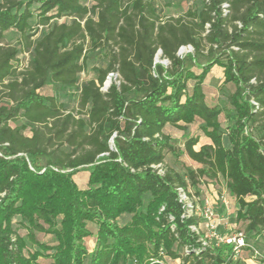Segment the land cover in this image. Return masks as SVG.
<instances>
[{"label":"trees","instance_id":"16d2710c","mask_svg":"<svg viewBox=\"0 0 264 264\" xmlns=\"http://www.w3.org/2000/svg\"><path fill=\"white\" fill-rule=\"evenodd\" d=\"M12 31L16 46L4 43ZM105 46L109 64L80 88L76 114L42 94L75 89L88 48ZM188 46L194 54L180 57ZM215 69L236 89L219 101L206 88ZM110 74L119 83L104 92ZM0 88V264L252 259L203 245L205 218L186 214L179 189L192 197L222 177L244 225L229 235L253 246L264 235V0H202L168 20L154 0H0ZM194 125L182 153L199 167L167 168L166 154L179 155L168 129Z\"/></svg>","mask_w":264,"mask_h":264},{"label":"rangeland","instance_id":"374dc122","mask_svg":"<svg viewBox=\"0 0 264 264\" xmlns=\"http://www.w3.org/2000/svg\"><path fill=\"white\" fill-rule=\"evenodd\" d=\"M155 5L158 10V14L161 20H168L171 18H178L184 14L188 10L198 9L202 7V0H154ZM224 11L227 12L225 8ZM71 18H65L61 22H70ZM37 38V37H35ZM20 41V36L15 31L8 32L6 34L5 44L9 46H16ZM111 54V49L109 47H104L98 49L96 51H90L88 48V52L86 54V63L84 65V71L79 76L78 86L67 92V93H57L54 92L52 87L49 85L44 90H42V94L44 95H54L56 96L60 102H62L66 108V112L77 113L79 109V94L80 88L91 80H97L98 73L96 70L98 69H106L109 64V57ZM179 56L182 58H187L189 54H194V49L191 46L183 47L179 51ZM27 62L29 60V54L26 55ZM25 57V58H26ZM156 61L158 63L163 64L165 67H169L170 63L167 60L162 59V52H159ZM27 63L25 62L24 65ZM119 75L118 74H110L107 80V83L103 87V91L106 92L108 87L113 83H119ZM223 86V77L222 72L220 70L215 69L207 80L206 88L213 100H221L222 98H227L229 94H232L236 91L235 86L232 84L227 85L225 88ZM2 88H0V100ZM84 118H87L83 115ZM224 128L228 125L227 119L223 117L222 119ZM21 121L17 123H11L12 126L21 125ZM198 125L189 126L186 130H180L177 128H169L168 133L172 137L171 144L175 146L178 152V156L167 153L166 154V162L165 165L167 168H173L176 171L184 174L188 168L197 169L199 166L194 163L186 154H183L184 144L186 140L190 137L197 136L199 134ZM205 142V139L202 140ZM88 172L83 171L79 172L74 176V180L82 187L85 181L88 179ZM192 197L185 199V202L193 203L194 208L199 216L204 212L205 207H209L213 212V219L218 225L217 233L222 236H227L229 233H234L236 230H244V225L239 223L236 219V213L238 210V205L235 200L230 196L227 188L225 180L220 177L216 181H212L209 179L204 180L199 188L195 190L191 188ZM225 196L228 200V205H225L222 201V197ZM206 201L209 202L208 206L206 205ZM40 238L45 241H49L48 237H44L40 235ZM255 247L259 249H264V235L260 238L254 239ZM88 245L90 247L93 246V243L89 242ZM180 261H176V264H179ZM251 264V263H249Z\"/></svg>","mask_w":264,"mask_h":264},{"label":"built area","instance_id":"2783aa9c","mask_svg":"<svg viewBox=\"0 0 264 264\" xmlns=\"http://www.w3.org/2000/svg\"><path fill=\"white\" fill-rule=\"evenodd\" d=\"M226 7L227 5L224 6V8ZM253 103L256 105L255 102ZM155 168L159 170V173H163L161 166H157ZM179 194H180L181 200L186 205V211H187L186 214L188 216H192L194 214L198 215L196 212V209L194 208V206H192L194 205V203L185 202V199H188L189 197L182 191V189H179ZM222 201L225 205L229 204L225 196L222 197ZM208 204L209 202L206 201L207 206ZM199 216H203L205 218L206 233H205V236L201 238L200 240L203 245L207 246L211 241H215L218 245L219 244L229 245L233 247V250L236 256L241 255L244 249H250V252L252 254V259L247 260L246 264H249V263L255 264L254 259L261 256L259 250L255 246L250 245L246 242V239L244 238V235L242 233L230 234L227 236H222L218 234L217 233L218 225L213 219V212L209 207H205L204 212L202 214H199ZM191 229L199 233L196 227H191ZM235 260H237V258H235Z\"/></svg>","mask_w":264,"mask_h":264},{"label":"water","instance_id":"95a60500","mask_svg":"<svg viewBox=\"0 0 264 264\" xmlns=\"http://www.w3.org/2000/svg\"><path fill=\"white\" fill-rule=\"evenodd\" d=\"M161 52V51H160ZM108 84V83H107Z\"/></svg>","mask_w":264,"mask_h":264}]
</instances>
